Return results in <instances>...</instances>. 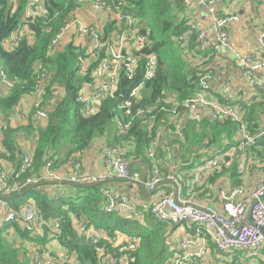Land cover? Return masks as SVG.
Segmentation results:
<instances>
[{"label":"trees","instance_id":"obj_1","mask_svg":"<svg viewBox=\"0 0 264 264\" xmlns=\"http://www.w3.org/2000/svg\"><path fill=\"white\" fill-rule=\"evenodd\" d=\"M87 1L89 0H46L44 4L46 12L37 17H29L26 14L29 0H0V70L2 69L13 82L11 88L5 86L6 92H0V107L5 115L2 142L6 148V152L0 154V166L7 162L13 167L12 171L6 173L9 185L23 182L34 175H41L48 160H52L55 167L59 161L64 162L63 158L68 159L74 153H82L97 139L106 145L124 149L125 158L129 162L145 159L149 166L151 165L146 150L159 123L167 122L168 117L161 114L155 124H150L147 119L132 120L129 132L121 133L120 125L128 122L130 118L125 117L123 120L125 115L120 110L119 103L128 95V90L137 83L130 81L124 74L120 83L125 93L124 97L108 99L98 106L94 114L86 115L77 100L82 84L89 77L80 72L78 58L80 54H84V48L70 41L63 48H59V45L52 50V39L62 30L67 20L74 16L75 11ZM126 2V10L137 17L142 32L149 37L151 52L158 54V74L146 84L144 103L166 102L172 95L182 102L200 93L201 77L211 69L212 60L208 61V56L200 55L196 57L195 64L191 65L186 62L188 61L186 56L183 58L178 52L179 49H183L182 46L185 47L186 42L190 43V48L197 47L196 43H198L197 34L188 23L189 3L185 0H126ZM147 15L149 19L146 20ZM115 25V22L109 23L105 28V34L109 35ZM22 28H25L24 35L16 46L6 47L5 42L15 31ZM186 52L189 53V50L186 49ZM211 52L213 53L212 50ZM39 66L46 68L49 75L45 98L52 99L54 89H60L63 95L57 98V104L45 119L46 124L36 128L34 120H30L26 125L13 127L8 123L9 118L22 99L35 87ZM223 103L228 102L224 100ZM249 105L244 104L245 110H242L250 120V109L252 113L256 106L251 108ZM192 120L196 122L184 128L186 136L184 141H180L177 137L171 140L173 151L181 150L185 146L190 133L196 131V125L203 127L204 131L210 129L214 131V135L210 136L211 139L206 137L209 139L208 147L220 144L218 134L222 128L233 133L237 127L239 131L238 124L230 120L215 121L216 123L205 119ZM115 121H118L119 128H117L118 124L115 125ZM200 121L202 123H197ZM248 123L253 131L257 130V125L252 119ZM36 132L39 133V140L34 152L33 169L22 173L20 165L23 152L19 145V137L21 134H27L30 140L31 138L33 140ZM205 136L209 135L205 132L199 134L198 142L201 143L203 140L204 144ZM68 143L71 145L70 150L65 147ZM259 143L264 145V139ZM218 146L220 147L218 149L228 150L224 149L226 145H222V140ZM255 147L257 146L250 148ZM162 151L160 150L159 153L161 161L164 157ZM174 156L175 154L172 153V161ZM177 160L179 161L178 158ZM169 163L165 167L160 162L164 179L170 174ZM188 163L189 161L182 160L181 169L193 165ZM183 171L174 172L175 178L179 181L181 180L179 174ZM106 183L78 184V186H70L76 190L74 193L50 196L45 189H39L42 185L44 188L50 183L37 182L35 184L37 187L24 188L4 200L17 209L32 198V202L38 206L45 220L48 222L58 220L59 231L54 232L56 237L67 252L77 256L80 264H101V254L96 247L105 245L114 252L116 247L111 244V239H115L118 231L139 238V245L132 255L130 264H168L171 254L179 248L170 252L168 230L171 224L156 219L150 212L145 213L144 222L129 219L117 211L107 212L105 210L107 187H104ZM171 187L172 184H166L160 189L169 190ZM84 217L88 228L103 229L107 235H101L99 241L95 243L92 236L89 237L79 228L77 229L72 222L73 218L78 220L80 226ZM42 227L46 233L51 230L48 224ZM194 233L193 231L192 234ZM17 238L21 241L28 239L34 243L45 244L44 236L33 234L22 224L0 222V264H32L28 251L25 250L23 243L18 244ZM58 264L72 263L59 261Z\"/></svg>","mask_w":264,"mask_h":264},{"label":"built area","instance_id":"obj_2","mask_svg":"<svg viewBox=\"0 0 264 264\" xmlns=\"http://www.w3.org/2000/svg\"><path fill=\"white\" fill-rule=\"evenodd\" d=\"M46 0H29L27 13L30 17L43 15ZM190 3V0H185ZM200 4L206 6L213 16L212 30L219 43L229 46V29L231 25L240 19L237 14L221 16L216 10L217 0H198ZM98 11L106 12L108 24L115 22V28L109 35L105 34V29H100L95 25L86 24L76 16L67 20L62 30L52 39V50L59 46L61 40L67 33L77 36H86L89 41L84 46V54L79 55L80 72L84 76H89L84 81L78 92L77 100L81 103L86 115L94 114L104 101L124 97L121 88V76L124 74L130 81L137 82L128 90V95L119 103L120 110L125 117L130 120L120 125L121 133L127 134L130 130L132 120L147 119L150 124H155L162 114L168 117V121H161L155 135L152 137L146 150L151 161L149 174L145 181L142 180V172L139 170L129 171V161L125 158V150L104 144L103 162L104 170L100 173L85 172L81 159L72 160V168L67 182L74 184H99L109 180H124L131 184L144 183L150 197L148 201L138 202L129 194L116 195L107 188L105 193L107 201L105 210L107 212H119L129 219H137L144 222V215L150 212L156 219L170 224H181L184 222L195 225L194 234L188 235L180 241L179 248L171 254L168 264H198L197 256L205 252V246L211 241L223 260L221 253H235L246 251L251 253L255 264L264 262V176H262L251 190L243 186H235L229 192H222V207H202L197 204H190L175 197L174 190L159 194L161 187L158 185L165 180H175L174 173L164 179L161 164L172 162L173 144L171 139L177 137L180 141L185 140L184 118L204 120L212 122L217 120H230L239 126L241 139L237 150L245 151L246 148L256 146L264 139V126L253 131L249 127V119L244 111L232 104H223L209 97L211 89V79L214 71L209 69L201 77L200 85L202 91L190 96L182 102L177 97L171 96L166 102L144 103L146 97V84L153 80L159 69L158 54L151 52V42L147 34L142 32L141 25L137 17L126 10V0H89ZM192 30L195 25H191ZM24 35V29L15 31L10 38V48L16 46ZM15 37V38H14ZM201 41L199 50L205 48L209 42L207 33L201 31L198 34ZM260 43L264 52V32L261 34ZM150 49V50H147ZM93 50V51H92ZM236 54V59L244 69L245 77L251 79L255 76V71L264 68V57L261 59L255 52L241 54L232 49ZM38 80L29 92L36 99L35 112L33 116L38 119H47L49 112L57 104V98L63 95L60 89L53 90V98L47 100L46 86L49 79L46 68L39 66ZM0 79L4 86L11 88L13 82L7 77L5 72L0 70ZM257 87L264 90V79H254ZM226 99L231 97L227 92ZM5 124V115L0 107V154L6 152L2 142V128ZM39 140V133L33 137V146L21 160L20 171L22 173L33 169L34 152L36 143ZM160 150L165 152L163 161L160 160ZM232 156L229 158H211L202 162L192 175L185 178L186 190L193 195L197 186L201 183L204 174L214 173L223 167H230ZM54 163L48 160L43 173L39 176H31L23 182L8 184L7 175L0 167V192L8 195L17 193L24 188H29L37 182L55 183L60 178L54 170ZM164 185V184H163ZM161 185V186H163ZM154 194H157L154 196ZM191 197V196H190ZM0 202L4 200L0 198ZM250 215V218H249ZM3 222H16L22 224L25 229L34 232L37 224L41 227L48 224L53 231H59L58 220L47 221L43 218L40 210L32 202L22 204L19 208H10ZM81 232L89 237H93L97 243L101 235H91L86 223L79 226ZM111 244L116 247L114 252L105 245L97 246L96 249L101 254V264H130L132 255L139 245V238L130 237L124 244L117 243L111 239ZM194 245H201L198 252L193 251ZM57 259L51 250L37 247L34 251L33 264H58L59 261L80 264L76 255L66 252ZM232 256L230 262H233Z\"/></svg>","mask_w":264,"mask_h":264},{"label":"crops","instance_id":"obj_3","mask_svg":"<svg viewBox=\"0 0 264 264\" xmlns=\"http://www.w3.org/2000/svg\"><path fill=\"white\" fill-rule=\"evenodd\" d=\"M190 13L188 16V23L190 25H195V32L197 34V47L190 48V43H184V48L189 50L186 52V57H188V62L193 65L196 62V57L198 56H208V61H210V67L214 71V77L211 79V89L209 91V97L213 100L224 102L226 100L241 109L245 110L244 104H250L249 107L256 106V109L251 113L250 109V120L257 125V129L264 126V90L257 88L254 84V79H264V68H260L255 71L254 78H247L244 75V69L240 64L239 60L236 59V54L232 49L236 50L241 54H246L249 52H255L258 54L259 58L264 57V52L262 51L260 37L264 32V0H217L216 10L219 14H237L240 19L234 22L229 29V46H223L219 43L215 33L212 30L213 16L209 12L206 6L199 3L198 0H190L189 3ZM27 16L29 14L26 11ZM74 16L81 19L86 24H92L100 29H105L108 25V16L104 11L96 10L91 3H85L80 6L76 11ZM30 17V16H29ZM25 29V28H24ZM204 31L208 36V44L202 50H198L201 41L198 38V34ZM70 41H74L76 45L84 47L87 45L89 39L86 36H77L73 33H67L60 42L59 48H63ZM10 45V38L5 42V46ZM213 51V53L211 52ZM210 52V54H207ZM212 56V57H211ZM6 88L0 83V92H6ZM229 92L231 94L230 99H226L224 96ZM36 99L32 95H26L20 104L15 108V111L10 116L8 123L11 126L17 127L20 125H26L30 120H34L35 127L39 128L41 125L46 124L45 119H36L33 116L34 107ZM209 122V119H205ZM249 120V121H250ZM192 122H196L192 119L184 118L182 124L184 128L188 125L191 126ZM202 123V121L197 122ZM216 123V122H212ZM208 130V129H207ZM208 134L205 136L211 139L210 136L214 135L212 129L204 131V128L200 125H196V131L190 133L185 146L181 150H174L175 154L173 161L170 164L171 173L175 170L178 172L184 170L179 174L181 180L175 178L176 185L173 183L172 187L168 189L160 190L159 194L174 190V195L176 198L186 201L187 203H194L202 207H213L221 208L222 192H229L235 186H243L248 190L255 187L257 181L264 176V145L258 144L255 148H248L247 150L240 152L237 150L236 146L240 139V131L236 130L230 133L222 128L221 132L218 134L220 138V144L222 140V145H226L224 149H228L229 153H232V164L230 167H223L222 169L209 174H204L201 183L197 186L196 192L193 195L188 194L186 190V184L184 180L187 176L192 175L195 169L211 158L223 159L228 158L226 156L227 152H224L218 145H211L208 142L209 139L206 138L202 142H198L199 134ZM173 139V138H172ZM171 139V140H172ZM99 140V139H97ZM96 141V140H95ZM94 141V142H95ZM92 143L89 148L84 150L80 154H72L68 159L63 158V161H59L55 166L54 170L59 176V180L55 183H50L43 188V185L39 189H45L46 193L50 196L52 195H67V193H74L76 190L71 188L70 183H67V179L71 172L72 160L79 158L83 162V167L85 172L90 173H100L104 170L103 162V142L101 145H96ZM188 142V146L186 144ZM197 142V143H196ZM172 144V143H171ZM19 145L22 150V154L25 155L33 146V140L29 138L27 134H21L19 137ZM173 150V148H172ZM222 152V153H221ZM165 152L162 151V156ZM176 155H179L176 157ZM182 160L189 161L185 169H181L180 162ZM2 165L3 172L8 173L13 170L11 164L4 162ZM165 167L168 164L163 163ZM135 170L142 172V166H136ZM184 176V177H183ZM183 178V183H182ZM163 185V186H164ZM71 186V187H70ZM112 189L116 195L129 194L138 202L148 201L150 195L143 192L140 184H131L124 180H109L104 187ZM162 187V186H161ZM191 196V197H190ZM29 200L33 201L32 198ZM12 208L11 204L7 202H0V222L6 218L9 209ZM86 218L82 219L85 223ZM73 224L77 229L79 228L78 220L73 218ZM89 232L99 235H107L106 231L103 229L90 228ZM194 231V224L189 222H184L181 224H171L168 230V243L170 252L173 249L178 248L180 241L186 236L192 234ZM33 234L44 236L45 244L34 243L31 240L24 239L21 241L17 238L18 244L23 243L24 248L28 251V256L31 257L35 251L36 247H41L43 249L51 250L53 255L60 259L63 253L66 252L65 247L56 237L52 227L47 233L44 231L43 227L37 224ZM130 235L121 232L116 233L115 241L120 244H124L129 241ZM194 252H198L202 246L194 245ZM253 258V257H252ZM170 260V258H169ZM168 260V263H169ZM198 264H255L253 259L237 260L234 257L233 262L221 261L218 251L215 245L209 241L208 245L205 246V252L200 256H197ZM33 264V263H32Z\"/></svg>","mask_w":264,"mask_h":264},{"label":"rangeland","instance_id":"obj_4","mask_svg":"<svg viewBox=\"0 0 264 264\" xmlns=\"http://www.w3.org/2000/svg\"><path fill=\"white\" fill-rule=\"evenodd\" d=\"M144 17V16H143ZM147 19H149V15H147L146 16V20ZM182 48L183 49H179L178 50V52L181 54V55H183V58H184V56H186V49L182 46ZM186 58H188V57H186ZM186 62H188V61H186ZM194 65V64H193ZM0 83L1 84H3L2 82H1V79H0ZM118 124V121H115V125H117ZM117 128H119V124H118V126H117ZM96 142V145H101V143H102V141L101 140H96L95 141ZM94 142V143H95ZM239 142H240V139H239V141H238V144H239ZM238 144H237V146H238ZM188 146V142H187V144H186V147ZM236 146V147H237ZM65 147H67L69 150H70V148H71V145L68 143L67 145H65ZM248 148H250V147H248ZM247 148V149H248ZM246 149V150H247ZM224 152H227V155H228V157H231V155H233L232 153H229V151L227 150V151H225V150H223ZM240 152H243V151H240ZM76 154H79V153H76ZM63 157H65L64 155H63ZM155 195H157V194H154V196ZM92 235V234H91ZM21 244V243H20ZM19 244V245H20ZM38 244H40V242L38 243ZM251 253H249V252H246V251H237V252H235V253H232V254H230V253H221V255H222V258H223V260H221L222 262L223 261H230V259H231V257L233 256V257H235L237 260H244V259H253L252 258V256L250 255Z\"/></svg>","mask_w":264,"mask_h":264},{"label":"water","instance_id":"obj_5","mask_svg":"<svg viewBox=\"0 0 264 264\" xmlns=\"http://www.w3.org/2000/svg\"><path fill=\"white\" fill-rule=\"evenodd\" d=\"M136 166H142V180L145 181L146 178L148 177V174H149V164L147 162V160L145 159H141V160H136V161H132L129 163V171L130 173L133 172L134 168ZM165 183H173L174 185H176V181L175 180H165L163 182H161L158 187H161V185L165 184ZM71 185H76L78 186V184H74V183H70ZM141 187H142V190L145 194L149 195V192H147L146 188H145V185L143 182L140 183ZM37 187V185H31L29 188H35ZM28 188V189H29ZM0 197L2 198H10V195L8 194H4V193H1L0 192ZM249 218H250V215H249Z\"/></svg>","mask_w":264,"mask_h":264},{"label":"bare ground","instance_id":"obj_6","mask_svg":"<svg viewBox=\"0 0 264 264\" xmlns=\"http://www.w3.org/2000/svg\"><path fill=\"white\" fill-rule=\"evenodd\" d=\"M44 10H45V8H44ZM220 15H221V14H220ZM221 16H222V15H221ZM223 16H228V14H225V15H223ZM194 30H195V29H194ZM14 38H15V37H14ZM92 51H93V50H92ZM254 84H255V86L257 87V84H256L255 81H254ZM257 88H258V87H257ZM231 97H232V96H231ZM231 97H230V98H231ZM230 98H229V99H230ZM223 104H227V105H229V103H223ZM234 106H235V105H234ZM217 121H223V120H217ZM234 123H235V122H234ZM236 124H237V123H236ZM257 130H258V129H257ZM257 130H256V131H257ZM240 139H241V134H240ZM258 143H259V142H258ZM256 146H258V144H257ZM237 147H238V146H237ZM246 149H247V148H246ZM238 151H241V150H238ZM221 153H222V152H221ZM226 156L228 157L227 153H226ZM231 164H232V163H231ZM0 167H1V166H0ZM1 168H2V167H1ZM66 182H67V181H66ZM67 183H69V182H67ZM33 185H35V184H33ZM0 198L3 199V200L5 199V198H2V197H0ZM4 202H7V201L4 200ZM27 202H32V201H27ZM27 202H24V203H22V204H25V203H27ZM32 203H33V202H32ZM22 204H21V205H22ZM193 204H194V203H193ZM21 205H20V206H21ZM20 206H19V207H20ZM36 207L38 208V206H36ZM12 208H14V207H12ZM38 209H39V208H38ZM37 247H38V246H37ZM37 247H36V249H37ZM36 249H35V250H36ZM33 254H34V252H33ZM33 254H32V257H33ZM32 263H33V262H32Z\"/></svg>","mask_w":264,"mask_h":264}]
</instances>
